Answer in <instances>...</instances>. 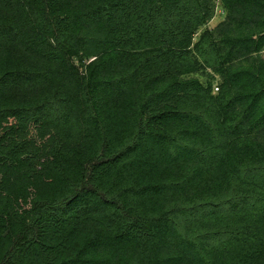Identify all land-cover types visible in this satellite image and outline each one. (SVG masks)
<instances>
[{
  "label": "trees",
  "instance_id": "16d2710c",
  "mask_svg": "<svg viewBox=\"0 0 264 264\" xmlns=\"http://www.w3.org/2000/svg\"><path fill=\"white\" fill-rule=\"evenodd\" d=\"M0 264H264V0H0Z\"/></svg>",
  "mask_w": 264,
  "mask_h": 264
},
{
  "label": "rangeland",
  "instance_id": "374dc122",
  "mask_svg": "<svg viewBox=\"0 0 264 264\" xmlns=\"http://www.w3.org/2000/svg\"><path fill=\"white\" fill-rule=\"evenodd\" d=\"M221 20L220 12H217L214 19L209 23L208 28H213Z\"/></svg>",
  "mask_w": 264,
  "mask_h": 264
}]
</instances>
